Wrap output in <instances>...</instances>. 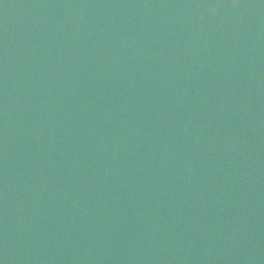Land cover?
Instances as JSON below:
<instances>
[{
	"label": "water",
	"instance_id": "obj_1",
	"mask_svg": "<svg viewBox=\"0 0 264 264\" xmlns=\"http://www.w3.org/2000/svg\"><path fill=\"white\" fill-rule=\"evenodd\" d=\"M0 264H264V0H0Z\"/></svg>",
	"mask_w": 264,
	"mask_h": 264
}]
</instances>
